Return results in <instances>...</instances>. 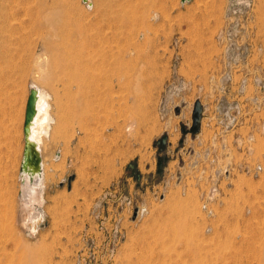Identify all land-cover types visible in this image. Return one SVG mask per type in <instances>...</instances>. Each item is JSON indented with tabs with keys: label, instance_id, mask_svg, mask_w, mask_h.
I'll return each instance as SVG.
<instances>
[{
	"label": "rangeland",
	"instance_id": "rangeland-1",
	"mask_svg": "<svg viewBox=\"0 0 264 264\" xmlns=\"http://www.w3.org/2000/svg\"><path fill=\"white\" fill-rule=\"evenodd\" d=\"M108 2L0 0V264H264V0L113 5L121 59ZM75 19L101 21L107 41L73 38ZM33 81L63 102L31 231L20 174Z\"/></svg>",
	"mask_w": 264,
	"mask_h": 264
},
{
	"label": "bare ground",
	"instance_id": "bare-ground-1",
	"mask_svg": "<svg viewBox=\"0 0 264 264\" xmlns=\"http://www.w3.org/2000/svg\"><path fill=\"white\" fill-rule=\"evenodd\" d=\"M87 1H91V0H87ZM102 1V0H101ZM111 1H114L115 2V5H125L128 3V0H110ZM130 1V0H129ZM94 2V1H92ZM96 2V1H95ZM112 3L109 4L108 2V6L107 8H105V10L101 13V16L102 14L106 16L105 17H102L104 18L103 20L105 21H108V22H113L115 24V31L113 32L114 34H112V36L114 37L113 39L116 40L117 42V50L116 52L114 53V51H111L113 52V54H116L117 55V58L121 59L122 57V48H121V42H122V38H123V27L122 24V21H123V15L124 13H120L119 10H117V8H113V5H111ZM107 5V4H106ZM114 5V6H115ZM128 5V4H127ZM69 7V6H68ZM62 10V9H61ZM121 11V10H120ZM123 11H126V10H123ZM122 12V11H121ZM69 14V13H68ZM127 14V13H126ZM99 16V15H98ZM125 16V15H124ZM127 16V15H126ZM61 17V15H60ZM64 19H65V16H63ZM128 17V16H127ZM75 18V17H74ZM63 19V18H62ZM61 19V20H62ZM126 19H124L125 21ZM57 21V20H55ZM101 22V21H100ZM100 22H90V21H87L86 23H82V21H78V20H74L73 22V27H69L67 31L71 32L73 34V38H76V40H79V41H85V42H89L91 41H94L95 37L98 38V42H101L104 40L107 41L108 37H105V36H108L106 35V33L103 32V28L102 26H100ZM110 24V23H109ZM112 25V24H111ZM110 25V26H111ZM124 25V24H123ZM55 26V25H54ZM105 26V25H104ZM105 28V27H104ZM112 28V27H111ZM114 28V27H113ZM113 30V29H112ZM109 32V31H108ZM107 32V33H108ZM59 34V33H58ZM66 34V33H64ZM75 36V37H74ZM111 36V35H110ZM109 41V40H108ZM97 42V43H98ZM100 44V43H99ZM102 45V44H101ZM91 46V45H90ZM88 47V46H87ZM105 47V46H104ZM111 48V47H110ZM100 50V49H99ZM111 50V49H109ZM87 51V50H86ZM57 52L56 50H54V53ZM110 52V53H111ZM87 53V52H86ZM94 53V52H93ZM64 51H63V55H64ZM101 54V53H100ZM103 54V53H102ZM62 55V58H61V61H60V64H59V69L61 71H66L68 69H70L69 72H72L73 74L76 72H73L71 69L74 67V65H70V63L68 62H65L64 59L65 57H63ZM111 55V54H110ZM46 56V55H45ZM101 56V55H100ZM114 57V55L112 56ZM116 57V56H115ZM114 57V58H115ZM99 58V57H98ZM100 59V58H99ZM104 60V59H103ZM117 61V60H116ZM120 61V60H119ZM107 62V61H106ZM121 62V61H120ZM53 63L54 65L56 66V61L53 60ZM118 63V62H117ZM89 65V64H88ZM112 65V64H111ZM112 67V66H111ZM93 69V68H92ZM53 71V70H51ZM117 71V70H116ZM79 71H77L76 74V78L80 77V76H83V72L81 71L80 74H78ZM106 73V72H105ZM113 73V72H112ZM53 74V72H52ZM77 74L79 75L77 77ZM124 75V74H123ZM111 77V76H110ZM123 78V77H122ZM47 79V78H46ZM83 79V78H82ZM121 79V78H120ZM79 80V81H78ZM78 82H80L81 80L78 78ZM87 80V79H86ZM82 83V81L80 82V84ZM124 83V82H123ZM87 83L85 82V85ZM88 84H91V83H88ZM87 84V86H88ZM84 85V87H86ZM123 85V84H122ZM47 87V86H46ZM44 87L43 85H41L40 83L36 82V81H33L30 85V88L29 89H33L35 91V115L33 117V119L31 120V122L29 123L27 129H26V132L24 131V122H23V138H24V147L26 145V142H28L29 144V147H30V159L28 161V163L26 165H24V168L21 170V174H20V177H21V189H20V193H21V200H22V203H21V219H22V224L25 225L26 227H29L31 228V225H33V228L32 229H35L36 225L35 223L38 222L39 223V216H40V212H37L36 211V208H37V205H39L38 203L42 202L43 200V196H42V191H41V187L43 185V182H44V178L46 177V160H47V156H48V153H52L51 150H48V148L46 147V143H45V140L46 138H49L50 137V133H51V129L52 127L54 128V124L57 122V118L54 111H52V108H53V103H52V100L55 99V103H57V105L61 106L62 102H63V99L62 97L57 94L59 93L57 91V93H55V95L53 96L51 90H49L48 88ZM54 87V86H53ZM52 87V88H53ZM89 87V86H88ZM92 87V86H91ZM90 87V88H91ZM92 88H95V87H92ZM121 88V87H120ZM118 88V89H120ZM58 89V88H57ZM85 89V88H84ZM89 89V88H88ZM141 89V88H140ZM53 90L56 91V88L54 87ZM87 90V87L86 89ZM84 90V91H85ZM54 91V92H55ZM120 90H118L119 92ZM137 92V91H136ZM69 93V92H68ZM110 93V91H109ZM109 93L107 95H109ZM120 93V92H119ZM118 93V94H119ZM138 93V92H137ZM29 94V93H28ZM87 94V92L85 93ZM84 94V95H85ZM121 94H122V91H121ZM136 94V93H135ZM134 94V95H135ZM89 95V93L87 94ZM120 95V94H119ZM119 95H116V96H119ZM137 95V94H136ZM135 95V96H136ZM110 96V95H109ZM108 96V97H109ZM85 97V96H84ZM83 97V98H84ZM121 97V96H120ZM119 97V98H120ZM124 96H122L121 99H123ZM82 98V100L84 101V99ZM88 98V97H87ZM118 98V99H119ZM120 99V100H121ZM138 99V98H137ZM81 100V102H82ZM87 100V99H86ZM85 100V101H86ZM80 101V100H79ZM84 101V102H85ZM88 101V100H87ZM86 101V102H87ZM83 102V103H84ZM85 102V103H86ZM27 103V102H26ZM77 103L76 102V106H77ZM83 103H79L81 104L82 106H85L87 104H83ZM88 103V102H87ZM64 104V103H63ZM80 106V107H82ZM79 107V105L77 106ZM26 108V107H25ZM61 108V110H60ZM58 108L59 112L61 115H65L67 113H64L65 111V108H62L60 107ZM63 109V111H62ZM76 109V108H75ZM81 109V108H80ZM85 111L81 114H84L88 109L86 108H83ZM81 109V112L82 110ZM26 110V109H25ZM79 111V109H76V111ZM63 112V113H62ZM67 112V110H66ZM87 113V112H86ZM58 114V113H57ZM78 115H79V112H78ZM59 116V115H58ZM61 117V121H60V127H63L64 125L61 124L62 121H64V123L66 122V115H65V119ZM121 117V116H120ZM63 118V119H62ZM60 119V118H58ZM54 123V124H53ZM56 128V127H55ZM263 128V127H262ZM256 133V132H255ZM261 136V135H260ZM252 150V149H251ZM23 155H24V150H23V154H22V160H23ZM56 155V154H55ZM58 156V155H57ZM145 157V156H144ZM35 160V161H34ZM22 162V161H21ZM36 162H38V165L36 164ZM53 168V167H52ZM51 168V169H52ZM216 180V179H215ZM214 181V180H213ZM216 183V182H215ZM217 184V183H216ZM213 185V184H212ZM45 199V198H44Z\"/></svg>",
	"mask_w": 264,
	"mask_h": 264
},
{
	"label": "water",
	"instance_id": "water-1",
	"mask_svg": "<svg viewBox=\"0 0 264 264\" xmlns=\"http://www.w3.org/2000/svg\"><path fill=\"white\" fill-rule=\"evenodd\" d=\"M35 91L31 88L29 90V95L26 103V111H25V120H24V131L26 132V129L33 119L35 115ZM201 111H202V106L199 102H196L195 108H194V119H193V125H192V131L197 132L199 129L198 123L201 120ZM167 140V135H163L160 139L156 141V144L159 145V152L164 149V144L166 143ZM30 159V147L28 142H26V145L24 147V155H23V160L21 164V168H24V165L28 163ZM163 158L161 156H158V163H157V171L160 172L162 170V164H163ZM35 161V160H34ZM38 165V162H36ZM136 168V163L135 162H129L127 164L126 169H132L135 172V176L137 178L140 177L139 171ZM21 169V170H22Z\"/></svg>",
	"mask_w": 264,
	"mask_h": 264
},
{
	"label": "built area",
	"instance_id": "built-area-1",
	"mask_svg": "<svg viewBox=\"0 0 264 264\" xmlns=\"http://www.w3.org/2000/svg\"><path fill=\"white\" fill-rule=\"evenodd\" d=\"M37 224V223H36ZM31 229V231H34V230H32V228H30Z\"/></svg>",
	"mask_w": 264,
	"mask_h": 264
},
{
	"label": "crops",
	"instance_id": "crops-1",
	"mask_svg": "<svg viewBox=\"0 0 264 264\" xmlns=\"http://www.w3.org/2000/svg\"><path fill=\"white\" fill-rule=\"evenodd\" d=\"M30 90V89H29ZM29 95V94H28ZM26 111V110H25ZM24 120H25V118H24Z\"/></svg>",
	"mask_w": 264,
	"mask_h": 264
}]
</instances>
